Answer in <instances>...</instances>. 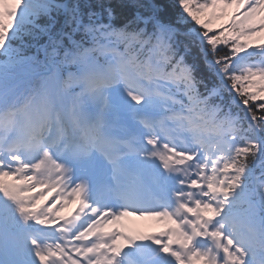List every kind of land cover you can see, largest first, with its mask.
I'll use <instances>...</instances> for the list:
<instances>
[{
  "label": "snow or ice",
  "instance_id": "6c2138e0",
  "mask_svg": "<svg viewBox=\"0 0 264 264\" xmlns=\"http://www.w3.org/2000/svg\"><path fill=\"white\" fill-rule=\"evenodd\" d=\"M0 264H264V0H0Z\"/></svg>",
  "mask_w": 264,
  "mask_h": 264
},
{
  "label": "bare ground",
  "instance_id": "6f19581e",
  "mask_svg": "<svg viewBox=\"0 0 264 264\" xmlns=\"http://www.w3.org/2000/svg\"><path fill=\"white\" fill-rule=\"evenodd\" d=\"M133 223H135V224H145V223H147V224H151L152 222H140V221H134Z\"/></svg>",
  "mask_w": 264,
  "mask_h": 264
}]
</instances>
